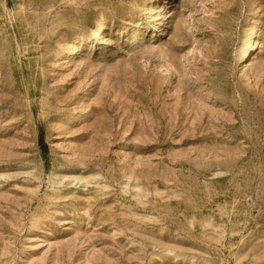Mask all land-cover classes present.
Returning a JSON list of instances; mask_svg holds the SVG:
<instances>
[{"label": "rangeland", "instance_id": "374dc122", "mask_svg": "<svg viewBox=\"0 0 264 264\" xmlns=\"http://www.w3.org/2000/svg\"><path fill=\"white\" fill-rule=\"evenodd\" d=\"M0 264H264V0H0Z\"/></svg>", "mask_w": 264, "mask_h": 264}, {"label": "bare ground", "instance_id": "6f19581e", "mask_svg": "<svg viewBox=\"0 0 264 264\" xmlns=\"http://www.w3.org/2000/svg\"><path fill=\"white\" fill-rule=\"evenodd\" d=\"M100 25H101V24H100ZM98 32H99V31H98ZM98 32H97V33H98ZM100 32H102V31H100ZM95 33H96V32H95ZM97 33H96V34H97ZM98 34H99V33H98ZM100 34H101V33H100ZM96 36H97V35H96ZM100 37H101V36H100ZM102 37H103V36H102ZM93 38H94V37H93ZM97 40H98V39H97ZM77 43H78V42H77Z\"/></svg>", "mask_w": 264, "mask_h": 264}]
</instances>
